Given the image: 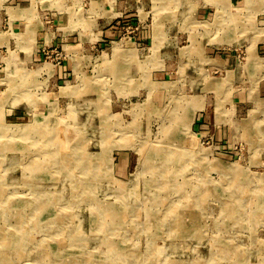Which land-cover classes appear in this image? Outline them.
Here are the masks:
<instances>
[{
	"label": "rangeland",
	"instance_id": "374dc122",
	"mask_svg": "<svg viewBox=\"0 0 264 264\" xmlns=\"http://www.w3.org/2000/svg\"><path fill=\"white\" fill-rule=\"evenodd\" d=\"M103 1L0 0V264H264V0Z\"/></svg>",
	"mask_w": 264,
	"mask_h": 264
},
{
	"label": "bare ground",
	"instance_id": "6f19581e",
	"mask_svg": "<svg viewBox=\"0 0 264 264\" xmlns=\"http://www.w3.org/2000/svg\"><path fill=\"white\" fill-rule=\"evenodd\" d=\"M226 3V2H225ZM249 4V3H248ZM225 5V4H224ZM228 5V4H227ZM248 8V7H247ZM231 9V8H230ZM241 9V8H240ZM224 10V9H223ZM234 10H235V8H234ZM230 11V10H229ZM228 11V12H229ZM233 13V12H232ZM229 26V25H228ZM228 28V27H227ZM241 30V29H240ZM242 31V30H241ZM231 32V31H230ZM228 33V32H227ZM233 39V38H232ZM80 99H82L81 97H80ZM52 117V116H51ZM50 119V118H49ZM87 120L86 119H77V120H75V121H73V120H71V124H72V127L75 125V123H78V122H80L79 123V125H76L77 127H74V129H73V132H70L69 133V131L68 132H66V130L64 129V127H60V126H58V125H54V124H52V125H48L47 126V124L45 123V122H43L42 124H41V130H40V132H39V138H41V140H44V139H46V140H44V141H47V136H48V141L47 142H44V147L45 148H50V150L48 149V150H46L45 152H43L44 153V156H46V157H44L46 160V162H44V163H42V164H44V165H35L34 167H35V171H37L38 173H40L41 171H44L45 170V168H48L49 167V161L51 162V163H53L54 164V166L56 167V169H59V170H61V171H63V173L65 174V176H64V178H65V181H63V182H65V185H69V183L71 182V180L69 179V178H71V177H73V168H75V166L76 165H73V159L75 160V161H79L78 160V158L77 159H75L74 157L75 156H72L70 153H71V148H72V146L73 145H78V144H80L82 147H83V143L84 142H82V140H80L78 137H79V135L78 134H80L78 131L81 129V128H83V127H85V125L84 124H87V122H86ZM41 122V121H40ZM68 127H69V125H68ZM26 128V127H25ZM24 128V129H25ZM58 128V129H57ZM55 129H57V131H54ZM9 130V129H8ZM30 131V130H29ZM29 131H27V132H25V134H27L26 136H25V138L27 137V138H30V135H29ZM31 131H33V130H31ZM23 133V132H22ZM73 134V135H72ZM23 135V134H22ZM73 137H74V140H73ZM24 138V137H23ZM172 139V138H171ZM182 140V139H181ZM166 153V152H165ZM74 154V153H73ZM156 154V153H155ZM158 155H160L159 153H158ZM156 157H158L157 155H155ZM167 156V155H166ZM88 157V156H87ZM161 157V156H160ZM154 158V157H153ZM162 158V157H161ZM163 159V158H162ZM175 159V158H174ZM79 162H81V161H79ZM79 162H78V164H79ZM174 163V162H173ZM48 164V165H47ZM37 166H39V167H37ZM51 167V166H50ZM76 168H78V165L76 166ZM173 172H174V170H173ZM88 175V174H87ZM173 178L171 177V180H172ZM170 180V181H171ZM59 183H63V182H61V181H58ZM243 183V182H242ZM35 185V184H34ZM33 185V186H34ZM40 186H42V185H40ZM77 187V186H76ZM76 187L74 186V189L72 190V192H69L68 193V195H66V199L64 200L66 203L69 201V199H73L72 198V195H74L75 196V194L73 193V191H77L76 190ZM37 188L39 189L40 187L39 186H37ZM58 188H61V186H59V187H56L55 189H54V191H53V195L55 196V195H59V191H60V189H58ZM72 188V187H71ZM39 191H41V188L39 189ZM35 193H37V191L35 192ZM158 196V195H157ZM130 197V196H129ZM153 197H154V195H153ZM61 202V201H60ZM112 211V210H111ZM111 211L110 210H105V212H104V214L106 213L107 215H111ZM191 211V210H190ZM193 212V211H192ZM191 212V213H192ZM194 215V214H193ZM193 217H191V219H192ZM80 224V223H79ZM97 231L99 230L100 231V228L98 227L97 229H96ZM101 230H103V229H101ZM96 231V232H97ZM101 233H102V235L101 236H97L98 237V239L100 238V240L101 241H103V239H104V237H105V233H104V230L103 231H101ZM80 234V233H79ZM0 235H1V233H0ZM99 235V234H98ZM2 236V235H1ZM80 238H83V239H81V240H85L84 241V243H86V239H85V237H84V235L83 234H81L80 236H79ZM94 238V237H93ZM2 239V238H1ZM23 241V240H22ZM12 245V244H11ZM25 245H26V240H25ZM13 246V245H12ZM2 247H3V245L1 246V244H0V254H2V255H4L5 257H7V254H6V249H3L2 250ZM14 247V246H13ZM6 248V247H5ZM7 248H9V247H7ZM16 249H18V247L16 248ZM120 257V256H119ZM8 259V258H7ZM73 261H79L77 258H74V260ZM4 262H6V261H4ZM87 264H93L94 262H92V261H90V259L86 262ZM72 264H76L75 262H73Z\"/></svg>",
	"mask_w": 264,
	"mask_h": 264
},
{
	"label": "crops",
	"instance_id": "0c3cea01",
	"mask_svg": "<svg viewBox=\"0 0 264 264\" xmlns=\"http://www.w3.org/2000/svg\"><path fill=\"white\" fill-rule=\"evenodd\" d=\"M13 1H15V0H13ZM16 1H22V0H16ZM103 1V0H102ZM99 2H100V0H99ZM104 2V1H103ZM99 5H102L101 4V2L100 3H98ZM12 8V7H11ZM114 12V11H113ZM114 13H116V12H114ZM117 14V13H116ZM118 17V16H117ZM115 19V18H114ZM1 23V22H0ZM6 26H8V23H4L3 24V26L2 27H6ZM108 26V25H107ZM9 27H11L10 26V23H9ZM7 28V27H6ZM8 29V28H7ZM11 29V28H10ZM111 33H113L112 31H111V29L109 30ZM105 33H109L108 31H105ZM10 34H11V31H9V33L7 34L6 32L5 33H3L2 35H5L6 37H8V36H10ZM117 34V33H116ZM61 41H62V39H61ZM196 47V46H195ZM56 48H58V46H56ZM185 49L186 48H184L183 50L185 51ZM61 50V49H60ZM62 51V50H61ZM184 58V61H182V62H180V63H177L178 64V66L180 67V66H185L186 67V62L188 63V67H191V71H190V73L193 75V74H195V75H193L194 77V80H195V82L198 80V76H197V74H196V72L194 71V69H195V63H192L191 62V60L192 59H194V60H196L195 58H192L191 60H186V55L183 57ZM232 56H226V57H223V58H214V59H210V61H211V65L210 66H214V67H218L220 70H226V72L227 73H229V72H235V73H237V67L235 68V69H232V70H230L231 68H230V66H232L231 65V63H232ZM198 60H199V58H197ZM197 60V61H198ZM212 61H215L214 63L212 62ZM136 66V65H135ZM134 66V67H135ZM196 69H199V67H196ZM59 76H58V79H60L61 80V78L63 77V78H65V77H67V71H68V68H66V66L65 65H61L60 67H59ZM187 70V69H186ZM199 71H201L200 69H199ZM194 72V73H193ZM185 79L187 80V74L185 75ZM236 77V76H235ZM189 80V79H188ZM262 84L260 85V87H256V89L258 90L259 89V95L261 94V92H264V81L263 82H261ZM259 98V97H258ZM200 115L199 114H197V113H194V116H193V121L194 122H196V121H198V117H199ZM194 122H193V124H194ZM199 122V121H198ZM200 128H201V126H200Z\"/></svg>",
	"mask_w": 264,
	"mask_h": 264
}]
</instances>
